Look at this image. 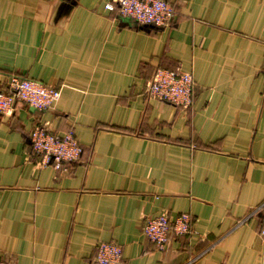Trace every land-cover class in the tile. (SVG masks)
<instances>
[{
    "label": "crops",
    "instance_id": "obj_1",
    "mask_svg": "<svg viewBox=\"0 0 264 264\" xmlns=\"http://www.w3.org/2000/svg\"><path fill=\"white\" fill-rule=\"evenodd\" d=\"M112 0H0V90L12 75L60 90L50 110L0 116V259L8 264H264V0H167L169 28ZM157 69L191 73L183 109L146 95ZM71 132L78 162L40 164L29 135ZM188 214L159 251L145 217Z\"/></svg>",
    "mask_w": 264,
    "mask_h": 264
},
{
    "label": "built area",
    "instance_id": "obj_2",
    "mask_svg": "<svg viewBox=\"0 0 264 264\" xmlns=\"http://www.w3.org/2000/svg\"><path fill=\"white\" fill-rule=\"evenodd\" d=\"M118 9L121 18L132 20L140 26L169 28L175 18L174 7L166 0H112L105 9ZM194 82L191 73L158 69L146 85L148 98L187 109L192 103ZM60 99V90L15 75L8 78L6 88L0 90V116H11L17 104L43 112L50 110ZM33 152L41 157L42 166L66 170L65 164L78 162L82 147L71 132L59 136L47 123L34 125L29 135ZM142 234L159 251H164L171 240L192 233L188 214L171 218L167 214L145 217ZM259 235L264 239V211ZM122 249L114 243L102 242L97 246L96 264H120ZM0 264H8L0 259Z\"/></svg>",
    "mask_w": 264,
    "mask_h": 264
},
{
    "label": "trees",
    "instance_id": "obj_3",
    "mask_svg": "<svg viewBox=\"0 0 264 264\" xmlns=\"http://www.w3.org/2000/svg\"><path fill=\"white\" fill-rule=\"evenodd\" d=\"M167 1V0H166ZM169 2V1H168ZM170 3V2H169ZM173 6V5H172ZM174 7V6H173ZM174 11H175V14H176V9H175V7H174ZM158 70V69H157ZM155 73V72H154Z\"/></svg>",
    "mask_w": 264,
    "mask_h": 264
}]
</instances>
